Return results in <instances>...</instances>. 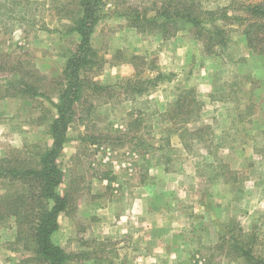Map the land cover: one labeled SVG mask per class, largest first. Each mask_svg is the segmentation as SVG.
I'll return each mask as SVG.
<instances>
[{"label":"rangeland","instance_id":"obj_1","mask_svg":"<svg viewBox=\"0 0 264 264\" xmlns=\"http://www.w3.org/2000/svg\"><path fill=\"white\" fill-rule=\"evenodd\" d=\"M75 2L0 0V61L20 66L25 81L45 93L0 98V164L32 163L51 145L55 80L80 39L65 16ZM157 4L102 0L83 74L112 89L84 90L73 104L57 159L63 172L57 190L69 194L70 208L58 216L52 239L74 254L65 264H139L135 252L161 249L163 233L177 252L173 263L251 264L234 258L228 245L230 237L253 232V254L264 264V56L239 31L230 32L220 54L208 55L186 29L164 39L129 26L122 15H151ZM0 77L1 96L11 74ZM126 79L156 85L149 80L136 94ZM184 89L193 90L186 100L199 104L171 119L168 110ZM6 188L0 179V193ZM16 235L13 218L0 220V264H40ZM128 242L132 254L125 257L118 252Z\"/></svg>","mask_w":264,"mask_h":264},{"label":"trees","instance_id":"obj_2","mask_svg":"<svg viewBox=\"0 0 264 264\" xmlns=\"http://www.w3.org/2000/svg\"><path fill=\"white\" fill-rule=\"evenodd\" d=\"M75 8L67 10L71 25L69 32L79 35L77 48L67 59L62 76L55 80L57 102H52L55 113L48 123V134L51 145L36 152L35 160L27 163L16 160L11 163L2 159L0 179L9 185L0 193V220L13 218L16 225L17 240L23 248L32 253L31 260L40 264H65L74 254L54 243L52 234L58 229V216L70 208L69 194H61L57 187L62 181L63 172L58 165L70 121L74 118L77 101L84 90L99 93L112 89L109 85L99 84L83 74L87 56L92 53L90 35L94 25L103 17L102 0H75ZM207 0H158L154 14L124 12L129 26L142 31H158L166 39L180 30L186 29L197 39L208 55L221 53L230 41V32L239 31L244 37L246 46L258 55L264 56V0L243 2L229 0L222 6L208 8ZM139 58L136 55L132 59ZM11 74V79L2 87L1 97L23 95H44L38 92L33 83L25 81V72L18 65L0 61V75ZM162 77L158 73L157 78ZM1 80V77H0ZM155 86L154 80L139 79L131 82L126 79L125 86L132 92L142 94L149 87H143L147 81ZM111 91V90H110ZM109 91V92H110ZM168 110L171 119L177 116L185 118L190 110L184 111L191 103L199 101L185 95H191L192 89H184ZM229 247L234 258L247 263L261 264L262 260L253 254L257 242L255 233H242L241 237H230Z\"/></svg>","mask_w":264,"mask_h":264},{"label":"crops","instance_id":"obj_3","mask_svg":"<svg viewBox=\"0 0 264 264\" xmlns=\"http://www.w3.org/2000/svg\"><path fill=\"white\" fill-rule=\"evenodd\" d=\"M168 234H172V233H168ZM166 236H167V233H163V234H161V236L158 239V241H161L160 242L161 244L159 243V246H162L161 249H159L157 251L156 250L153 251V249L151 251V249H150L147 252H144V251H141V250L135 252L136 256H138L140 258L139 264H145L146 263V261L144 260V257H145L146 260H150V262L152 264H183V263H181V261H178V260L175 261V263H173V259L172 258H174L175 255L177 257V252L172 247L170 248L171 244H169L167 242V237ZM163 239H164V241H163ZM97 240H98V242H101L102 240H103V242L105 240L107 242H110L111 236H107V237H105L102 240L97 238ZM128 245H130V242L127 243L126 247L124 246V251H122V252L119 251L118 253L122 254V256L125 255V257L126 256H131L132 249H130L128 247ZM104 250H107V249L104 248ZM112 251H116L114 246H113ZM112 251H106L107 252L106 255L110 256L109 253H111ZM101 256H102V253L98 252V256L97 257H101ZM167 256L170 259H163V257H167ZM108 262H110V260ZM92 263L93 264H99L98 261L97 262L92 261ZM108 264H110V263H108ZM185 264H187V263H185Z\"/></svg>","mask_w":264,"mask_h":264}]
</instances>
